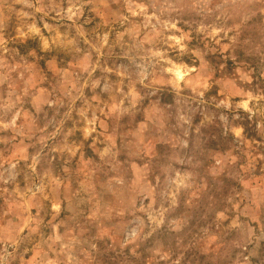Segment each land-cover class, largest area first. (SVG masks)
Segmentation results:
<instances>
[{
    "label": "rangeland",
    "instance_id": "rangeland-1",
    "mask_svg": "<svg viewBox=\"0 0 264 264\" xmlns=\"http://www.w3.org/2000/svg\"><path fill=\"white\" fill-rule=\"evenodd\" d=\"M0 264H264V0H0Z\"/></svg>",
    "mask_w": 264,
    "mask_h": 264
}]
</instances>
